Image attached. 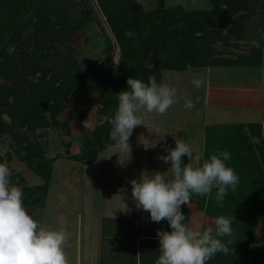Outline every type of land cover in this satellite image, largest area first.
Returning a JSON list of instances; mask_svg holds the SVG:
<instances>
[{
    "label": "trees",
    "instance_id": "trees-1",
    "mask_svg": "<svg viewBox=\"0 0 264 264\" xmlns=\"http://www.w3.org/2000/svg\"><path fill=\"white\" fill-rule=\"evenodd\" d=\"M208 1L207 10L166 7L165 0H153V6L145 10L138 0H0V137H11L18 158L44 182L32 186L20 174L12 173V184L23 188L25 210L44 207L48 167L59 156H45L36 131L42 130L45 135L63 128L68 133V121L59 116L66 110L70 95L85 84H93L99 91L96 112L103 121L83 134V148L78 154L65 157L87 163L94 150L97 156L114 145L109 139V121L118 107V94L128 90V77L147 83L149 76H155L157 83H162L163 72L222 63L261 64L264 40L261 49L253 47L252 41L258 35L247 28L256 24L254 16L264 18V0ZM88 24L98 27L104 46L101 58L82 68L63 49L71 51L69 41L73 34ZM258 24V32H264V23ZM128 30L136 36L126 37ZM240 40L251 42L248 50L229 52L238 47L236 42ZM219 41L228 49L223 53H231L234 59L225 62L215 56ZM115 47L120 58L119 70L112 73V84L102 94L109 83L108 64ZM78 116L81 122H87L86 110ZM253 130L259 139V126ZM251 137L242 125L205 126L203 158L228 151L231 160L226 164L239 176L236 191H228L223 206L212 199L214 189L208 198L193 195L191 203L181 207L187 224L191 206L213 220L220 215L233 217V235L223 238L229 253H218L206 264H264V138L252 142ZM182 160L187 164L189 158L184 156ZM33 163L44 164V168L35 169ZM146 215L142 227L123 239L115 223L120 221L102 219L101 241L114 235L111 244L118 242L116 251L111 250L115 256H109L108 264H155L160 255L157 231L171 229L166 221L152 222L150 214ZM258 225L263 229L261 235H257ZM208 227L203 226L201 231ZM99 264L106 262L100 259Z\"/></svg>",
    "mask_w": 264,
    "mask_h": 264
},
{
    "label": "rangeland",
    "instance_id": "rangeland-1",
    "mask_svg": "<svg viewBox=\"0 0 264 264\" xmlns=\"http://www.w3.org/2000/svg\"><path fill=\"white\" fill-rule=\"evenodd\" d=\"M138 1L144 5L145 10L153 6V0ZM165 6H180L185 10H207L210 7V2L208 0H165ZM254 17L256 24L259 22L264 23V18L261 19V16ZM256 24L249 26L247 31L258 35L260 25L258 24L259 26H257ZM236 43L238 46L235 47L237 53L248 50V46L251 45V42H242L241 40ZM69 45L72 46L71 51L67 52L65 49L63 51L77 60L80 67L85 68L93 61L101 58L104 43L98 27L94 24H88L73 34ZM215 46V52L217 53L224 50L228 51L227 48L222 47L220 41ZM229 51L232 52L231 50ZM114 52L111 59L116 62L119 57L116 47ZM261 62L264 63V51L262 52ZM196 71L187 69L182 72H163L162 83L176 87L178 102L173 104L164 115H159L155 112H142L139 114L143 119L144 125L136 126L132 132L129 140L131 146L129 157L126 152H121L115 147L110 148L109 146V150L106 147L104 152L102 151L97 156L95 155L96 158L92 154L91 159L86 161L87 163L82 160L65 157L78 154L80 149L83 148V134L92 131L103 121L102 116L96 112V100L98 99L99 91L93 84H85L83 89L72 93L68 98L67 108L59 116L60 120L68 121V133H65L63 128L58 131H49L45 135L41 133L42 130L36 131L35 137L38 138L45 156L47 158L59 156L48 167L50 175L47 177V189L44 192V207L26 211L41 226L55 230L64 229L69 234V246L65 247L68 264H94L88 255V257L84 258L83 252L93 241V236L96 232V219L99 220L103 216L105 217L110 211L109 208L103 207L104 202L107 200L104 195L111 197L110 193L116 186L118 187L116 189L118 195H120L119 192H126L125 185L122 183L125 177L119 176L120 182L116 180L115 174H118V171L116 170L117 163H115V159H123L125 164H129V181L135 178L139 181L142 176L140 172L143 170L147 171V175L144 174L145 177L153 176L154 172L164 173L168 170L170 164H165L157 157L167 155L168 153L164 149L166 147L174 148L176 139H181L187 143L191 147L194 156L201 154V127L203 124L208 123L210 125L215 122L212 118V120L209 117L207 118L208 115H212L215 118V112L205 103V86L196 89L191 83L193 77L201 78ZM7 85L10 84L7 83ZM189 98L195 103V108L185 110L184 101ZM81 110L87 111V127H85V123L78 119V113ZM4 118L8 120L6 115H4ZM256 119L258 120V118ZM233 120L234 117L229 122H231L232 127H235L233 122H239V120ZM105 133L107 134L106 131ZM258 134L260 135L259 139L256 136H252V142H259V140L264 138V135ZM14 147L13 140L9 135L4 134L0 137L1 163H5L13 174H20L29 185L43 184V179L18 158ZM147 147L152 149L149 150ZM144 156H146V166L142 168L141 160L144 159ZM92 160L93 162H89ZM33 164L35 169L44 168V164ZM105 164L107 165L106 167ZM122 171H124V168H122ZM121 208L122 206L118 207L119 210ZM123 208H125V210L123 209L125 217L131 218L127 219L128 222L125 223V228L118 232L122 239L130 237L131 232L141 228L147 216V212L136 208L132 196L131 215L129 216L128 211L130 210L126 207V204H124ZM205 216L204 213L195 210L191 206L189 226L197 227L200 218H204L202 219L205 223L204 226H212L214 220L209 224L206 222L207 218ZM256 231L257 235L263 233L260 225L257 226ZM113 236L106 240L109 244L106 241H101V236L96 238L98 247L96 256L92 257L93 259H102V262L104 261L108 264L109 256H115L111 250L116 251L118 246L116 242L111 244L110 241L115 240ZM112 259L111 263L114 262ZM120 262L122 263V259Z\"/></svg>",
    "mask_w": 264,
    "mask_h": 264
},
{
    "label": "clouds",
    "instance_id": "clouds-1",
    "mask_svg": "<svg viewBox=\"0 0 264 264\" xmlns=\"http://www.w3.org/2000/svg\"><path fill=\"white\" fill-rule=\"evenodd\" d=\"M124 35L131 39L136 33L128 30ZM262 40L264 32L258 33L252 46L261 49ZM191 83L199 89L206 81L193 77ZM127 86L128 90L118 94V107L109 121V139L129 157L132 132L136 126L144 125L139 114L164 115L178 102V97L176 87L157 83L155 76H149L147 83L128 77ZM184 108L191 110L195 103L185 99ZM164 150L168 154L157 159L170 164L166 172H154L151 177L142 175L139 181H130L136 208L149 213L152 222L166 221L171 229L157 231L160 255L155 264H206L218 253L227 255L229 248L223 238L233 235V217L217 216L214 228L201 231L199 226L185 223L181 207L191 203L193 195L208 198L214 189L212 199L223 206L228 191L235 192L239 185V176L226 164L231 153L220 151L204 159L202 154L194 156L191 147L181 139H176L174 148ZM184 156L189 158V163H183ZM194 161L199 166H194ZM11 177L9 167L0 163V264H68L65 247L69 246V234L35 221L23 207L22 186L12 184Z\"/></svg>",
    "mask_w": 264,
    "mask_h": 264
},
{
    "label": "crops",
    "instance_id": "crops-1",
    "mask_svg": "<svg viewBox=\"0 0 264 264\" xmlns=\"http://www.w3.org/2000/svg\"><path fill=\"white\" fill-rule=\"evenodd\" d=\"M229 50H231L232 52L235 51V53H237L235 49L230 48ZM245 51L246 50H244L243 52ZM229 52L227 54V53H223L222 51L220 53L215 54V56L220 57L223 60L225 59L224 61L228 62L227 60H231V58L233 59L235 58V56H232L231 53ZM263 68H264V63L261 62V64H259L258 66L247 65V64L222 63L218 65H210L207 67L195 69L197 70L196 72L199 73V76L201 78L203 77V79L206 81L204 88L205 103L208 107H211L215 112L214 113L215 118L212 115L207 116V118L209 117L210 120L213 119L215 121L213 124L210 125H231V122L229 121H232V117H234L233 121L239 120V122H233L235 126L237 125L244 126L245 131H249L252 136H255L256 133V131L253 130L254 126H259L258 133H261L262 136L264 135V69ZM166 73H170V72H166ZM256 118H258V120ZM207 125L208 123L203 124L201 127L202 149H203V140H204V129L205 126ZM109 147L113 148L114 145ZM109 147L107 148V150L110 149ZM147 148L149 150L152 149L151 147H147ZM145 158L146 156H144V159L141 160L142 168L146 166ZM115 160L117 161V162L115 161V163H117L116 170L118 171V172L116 171L118 174H115L116 180L120 182L119 176L125 177V179L122 180L123 181L122 183L125 185L126 192H119L120 195H118L117 194L118 191H116L118 187L116 186L115 189L110 193L111 197H109L106 194L104 195V198L105 199L107 198V200L106 202H104L103 207L109 208L110 211L108 210L109 213H107L105 217L103 216L99 220L96 219V223H95L96 232L95 235L93 236V241H91L90 245H88V247H86L83 252L84 258L89 256V258H91V262H94V264L99 263V260H96L97 258L93 259L92 257L96 256V252H97L96 249L98 247V242L96 238L101 234L102 219L103 218L113 219L115 221H120V222L123 221L127 223L128 222L127 219L131 218V217L129 218L125 217L126 216L124 215L125 208H123L124 204H126V207H128L129 210L131 207V183H130L131 180L129 181L130 176L128 175V168L130 166L129 164H125L123 159H115ZM189 161L190 160H188V163ZM106 166L107 165L105 164V167ZM194 166H198V163L195 161H194ZM122 168H124V171H122ZM140 173L141 175L144 174L147 175V171L144 170L141 171ZM120 206H122V208L119 210L118 207ZM128 212L130 216L132 213L131 210ZM205 217L207 218L206 220L207 223L211 224L213 222V219H211L209 216H205ZM202 219L204 218L199 219L198 226L200 230L205 225ZM120 222L119 223L115 222L119 232L125 228V224ZM188 225H189V221H188ZM208 226L212 227L214 226V224L212 226L211 225ZM116 245L118 246V242H116Z\"/></svg>",
    "mask_w": 264,
    "mask_h": 264
},
{
    "label": "water",
    "instance_id": "water-1",
    "mask_svg": "<svg viewBox=\"0 0 264 264\" xmlns=\"http://www.w3.org/2000/svg\"><path fill=\"white\" fill-rule=\"evenodd\" d=\"M98 14H99V17L102 19V21H103V23H104V20H103V18H102V16H101V14L98 12ZM119 61H120V58H118L117 60H116V62H114L113 61V59H111L110 60V62H109V64H108V71H109V83H108V85L106 86V88L103 90V92H102V94L111 86V84H112V73L114 72V71H118L119 70V67H118V63H119ZM100 129V128H99ZM98 129V130H99ZM95 150H94V152H93V157H95Z\"/></svg>",
    "mask_w": 264,
    "mask_h": 264
}]
</instances>
